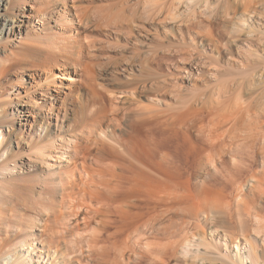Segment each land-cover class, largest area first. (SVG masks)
I'll return each instance as SVG.
<instances>
[{
  "label": "bare ground",
  "instance_id": "obj_1",
  "mask_svg": "<svg viewBox=\"0 0 264 264\" xmlns=\"http://www.w3.org/2000/svg\"><path fill=\"white\" fill-rule=\"evenodd\" d=\"M141 1L148 24L130 26ZM155 1L126 0L118 12L112 3L99 7L104 0H0V264H184L181 257L190 258L187 264H264V149L251 132L262 112L233 101L235 87L220 83L217 60L204 49H218L212 31L183 36V28L196 25V10L211 19L223 9L229 19L240 13L247 47L254 38L247 12L264 1L185 0L194 25L173 18L177 44L143 46L142 53L134 46L158 35ZM96 30L122 35L134 49L138 75L123 65L125 80L113 78L117 91L99 82L104 63L103 46L91 35ZM153 62L167 71L157 73ZM209 78L222 87L208 88ZM100 93L111 103L108 111L95 101ZM141 98L151 104L140 105ZM44 163L48 177L37 202L47 196L48 205L36 229L21 208H33L30 171ZM243 171L247 191L238 179ZM240 206L251 232L235 217ZM176 216L191 219L182 227L191 237L172 242ZM234 217L240 235L232 245L223 234L212 236Z\"/></svg>",
  "mask_w": 264,
  "mask_h": 264
},
{
  "label": "rangeland",
  "instance_id": "obj_2",
  "mask_svg": "<svg viewBox=\"0 0 264 264\" xmlns=\"http://www.w3.org/2000/svg\"><path fill=\"white\" fill-rule=\"evenodd\" d=\"M114 1H116V0H106V1L104 0V2L99 3L98 5L100 7L102 5H106L107 6L109 4V6H110V4L112 3L111 6H115L113 8L114 11L118 10V12H119V11L124 9V6L126 5V0H122V1L121 0H119V1L117 0L116 1L117 3L120 2L119 6ZM127 1H128L127 4L129 2L131 3V4L129 3V6L130 5L133 6V2L132 1H134V0H127ZM256 1L257 0H254V2H256ZM155 2H156V5L158 4L157 6L154 5L155 8L157 9V10H155V12L158 15V19L163 20V21L159 20L160 23H159V21L155 22V24L153 26V28H155L156 33L158 35H157V37L154 40L152 39L150 41H146L144 44L139 45V47H137V46H134V47L135 48H139L140 50L137 49V50H139V52L143 50L142 51V53H143L145 51V48L143 46H146V47L148 46L149 47V48L148 47L146 48V51H147L149 49L154 50L153 49L154 47H156L155 49H158L159 47H157V46H161L160 43H162V44L164 43L167 46L168 45H172L173 46V45L177 44V39L179 40L178 35H177L178 38H176V36L174 37L173 35H171V32L172 33L174 32L175 35H176V32H175V29H176L175 28V26H176L175 23L176 22L172 21L173 18L176 21V20H179V19L182 20L183 17H184L185 21L188 20V22H187L188 24H189V21L191 22L190 24H193V22L196 24L194 27H193L194 24L191 25V27H193L192 31L189 30V29L187 30V29L183 28V36L187 40L189 39L190 36L191 37L193 36V32L195 33V31L196 32L197 31H202V33H205V34L209 30L212 31V36H213V39L217 42L216 45L218 46V49L216 50L213 47L206 45L205 48H204L205 49V53L207 55L210 54V57H213V59L215 58L217 60V63H218L217 65H219V66L216 65L217 66L216 70L219 72L218 73L219 75L217 74L218 75L217 78L220 79V81H221L220 83L221 84L224 83L223 86H225V84H226V86H229L232 89L235 87L236 90L240 86L242 87V89L240 87V89H238V91H235V88L233 89L234 90L233 91V95L231 96V97H233L232 100L236 102L237 99H238V101L236 103H243L244 102V104L246 103V105L248 103L251 106L255 107V109H258V110H260V112H262L260 114L261 117L258 118V120L260 122L257 119L256 120L254 119V123L255 124L254 123L253 124L257 128H254L255 126L253 125L254 129H252V131H251L252 134H254V131H255V133L258 132L257 135L260 133L259 134L260 137L259 136L257 137L256 134H254V136H256L255 139L260 138V141H259V139H258V141L261 143V138H263V140H264V125L260 126L262 123L264 124V108L261 107V106H264V103H263V101H264V95H263L264 94V7H261V5H259L260 7L258 5H253V6L250 7V9L247 12L249 17L253 21L252 22V27L253 28L251 30L253 31L252 34L254 33L252 35V37H249V39L253 38V37L254 38L250 40L251 42L248 45L246 43V45H247V47H246L245 45H242L241 42H240L241 38H242V33H241L242 30L239 28V25H240L239 24L240 23V13H238L235 17L232 16L229 19V18H226V17L223 16L224 12L222 11L223 10L222 9V10H219V11L218 10L215 11L216 14L219 17L217 16L216 18L209 19L210 15L208 16L209 18H206L207 16L205 17L204 13H202L200 10H196V12H197L196 13L197 14L196 18L197 19L192 20L191 16H189L190 15L189 13L192 11V8L189 9L190 5H188L189 3L186 2L185 0H183V1H181V0H166V1L157 0ZM139 4H140V6H138V7L140 8V10L142 9L143 12H141L140 10L138 11L137 17H135L134 22L133 21L129 22L130 26H134L135 27L137 25H140L141 23H142V25L145 24L147 26V24H148L147 21H144L146 19L144 18L143 15H145L144 13H146V10L142 8V5H141L142 1ZM180 4H181V6H180ZM262 6H264V5H262ZM186 7H188V8H186ZM174 9H175L176 13L174 12ZM17 10L15 11V13L17 12ZM171 12L172 13L174 12V14H172ZM199 13L203 14L204 17H203V15H201ZM174 15H175V17H174ZM128 16H129V20H131L132 19L131 18V14L130 15L128 14ZM169 16L170 17L173 16V17L170 19ZM188 16L190 18H188ZM258 16H260V18H262V19H259L261 21H258ZM186 18H188V19H186ZM195 20L198 21V22L196 23ZM96 21H98V19H92L91 20V24H94ZM136 23H138V24H136ZM11 27H12V25H11ZM5 33L8 35L9 31L6 30ZM165 34H167L166 38L164 36ZM91 35L94 37L95 40L100 42V44L103 46V50L101 49L103 56L101 54L102 59L100 58L99 61H101L100 62L101 64L102 63H104V64H102L103 65V69L100 70L101 71L100 72L101 73L100 74V78L101 79L99 80V82L101 84L104 83L103 85H105V87H107L108 90L111 91L113 89H116L115 87L117 86V84H114L115 82L113 81V78L114 79L115 78L116 79H120V80L124 79L123 78V74L121 73L122 72L121 69L124 66H126L127 64H128L127 66H130L132 68L133 73L135 75H138V72L134 71V69H137L138 62H137L136 59L134 60V57H132V54L135 53V52H133L134 49H133V47H131L132 45L129 43L130 41L126 40L125 37L122 36V35L114 34L113 31H110V30H96L94 32L92 31ZM167 46H165V47H167ZM161 47H164V46H161ZM161 47H160V49H161ZM161 51L162 50H160V52L158 51V55H162ZM131 57H132L133 60H131ZM123 58H124V60L122 61ZM134 62H136L137 65ZM152 66H153L154 71H156L157 73H159V72H164L165 73L167 71V66L165 64H161V63L160 64L159 63L156 64V62H153ZM156 66H158V67H156ZM180 66L184 67V65H180ZM158 68H159V70H158ZM160 69H161V71H160ZM118 71H119V73H118ZM7 77H6L7 79H14L12 76L11 77L7 76ZM213 79L214 78H212V80ZM218 79L215 80V81L217 82ZM212 80L210 78L207 79L208 82L205 83V84L206 85L209 84L208 88L220 85V83L216 84V82L214 80L213 81ZM214 82H215V84H212ZM236 85H238V86H236ZM181 86L186 89V87H188V84L186 86V83H183V84L181 83ZM197 86H198L199 89H201V87L205 86V85H204L203 82H202V84H200V82H198ZM220 87H222V85H220ZM117 90L118 89H116V91ZM239 91H240V93H239ZM236 92H238V93H236ZM261 95H263V98H262ZM114 98H117V96L115 94H114ZM107 99H108L107 96L104 93H102L99 96V99H96L95 101H96V103L99 102L98 104H100L105 110H107V109L109 110L111 108V106H110L111 103ZM139 100H140V102H139ZM139 100H138V103H140V105H144L145 106V105L151 104V102L147 101L146 99L143 100L141 98ZM166 100H167V103H173L171 98L166 99ZM256 100L257 101L259 100L258 103H255V102H257ZM235 102H234V104H235ZM258 104H260V105L258 106ZM257 125H259L262 128L260 129V127L257 126ZM257 129L261 130L262 132H259ZM17 140H18V142L15 143L16 149L21 150V148L24 146V144L21 142L23 139L19 136V138H17ZM184 143H185L184 145L188 147V145H189V144L187 145L188 142H184ZM260 143H259V145L257 143L258 147H257V145H255V147H257V149L258 148H263L264 149V141L261 144ZM260 145H261V147H260ZM195 149H197V147L196 148H194V147L191 148V150H195ZM191 152H193V151H191ZM23 154H26L27 155L26 157L29 158V159H34L35 158V157H33L34 155L31 156V157L30 156L28 157V153H26V151ZM259 162H260L259 159H257V163L253 164L252 168L253 169L258 168V165H259L258 163ZM42 165H44V166H41V167L39 166V167L35 168L33 171H30L31 175L34 174V178L32 176V179L29 181L33 185L32 190L30 189L31 191H33V194L30 197V198H32L31 200H34V204L31 203L32 204L31 206L33 208L32 209H27L26 211L21 208V211H23L24 213L26 212L25 213V216H26L25 218L27 219L30 216L31 222L32 221L34 222L35 227L37 225H42L43 222L40 221L39 219H40L41 215L43 214V212H45L46 205H48L47 204L48 203V199H47L48 197L47 196H45L43 198L44 201H41L40 203L37 202V199H39V197H38L39 193L38 192H41V190L42 191L45 190L42 187V185H41L42 179L44 180V179H46V177H48V176H46V175H48L47 172H46L48 170H46L44 168L45 167V163L42 164ZM247 172L248 171L240 172L239 174H240L241 177H238L240 182L242 183V181H243L242 184L245 185L244 188H243L244 191H247V189H248L247 180H248V174L249 173H247ZM39 178L41 179V181H40ZM207 178L205 176V179H207ZM216 180H218V182H219V181L222 180V178L221 179L219 178V179H216ZM30 183H29V185H30ZM26 194H27V192H26ZM59 199L60 198L56 197L55 201H59ZM260 205L264 206V204H260ZM243 208H244L243 206H240L238 209L236 208L237 215L235 217L242 219V221L244 223L243 224V230L244 231L251 232L252 231V221H250L251 219L246 218L245 212H243L245 210ZM27 214L28 215L30 214V215L28 216ZM186 217H182V216L173 217V224L172 225H173V230L175 231V235L171 239L172 242L181 241V238L184 239L187 236L191 237V234H188L187 229H185V230L182 229L185 221H187L188 224L191 222V219L190 218H186ZM235 217H234L233 221H229V222H225V223L220 224V226H218V228L216 230L217 233L214 232V234L212 236L216 237V236H218V234H220V235L223 234L221 236H224L225 238H228L229 242H231L230 245H232L233 244L232 241L234 240V238L239 237V235H240V232H239V228L240 227L238 226L237 219ZM200 220H203V218L202 217H201V219L199 218V224L202 227V229L203 228L205 229V232L207 233V239L211 240L212 237H211L209 231L206 230L207 226L204 224V222H202ZM26 222L27 221L24 220V223H26ZM36 229H37V227H36ZM17 238L19 239V237H17V235L11 238L12 245L13 246L15 245L14 248H17L16 244H14L17 241ZM38 239L43 240L44 236L38 237ZM220 239H222V238H220ZM55 244H56V242L53 244V246ZM59 246H62V243H58L55 247L58 248ZM220 247L223 248V242H221V241H220V244H219L218 248L220 249ZM221 250H222L223 253L225 252L223 249H221ZM208 251L211 252L213 254V256H215L217 258L220 257L219 254L217 253L215 247H210ZM180 261L182 263H184V264H187V262H190V258L189 257H181ZM213 261L214 260H211V262H213ZM173 262H174V260H173ZM211 262L208 261V264H210ZM213 263H216V262L214 261ZM41 264H44V263H41Z\"/></svg>",
  "mask_w": 264,
  "mask_h": 264
}]
</instances>
